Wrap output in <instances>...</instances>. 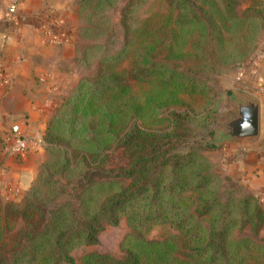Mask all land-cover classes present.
Masks as SVG:
<instances>
[{
    "label": "trees",
    "instance_id": "obj_1",
    "mask_svg": "<svg viewBox=\"0 0 264 264\" xmlns=\"http://www.w3.org/2000/svg\"><path fill=\"white\" fill-rule=\"evenodd\" d=\"M132 1L122 8L125 37ZM77 3L80 16L89 22L94 9L84 0ZM190 10L192 18L202 20L194 8ZM204 13L213 29L235 17L232 8L221 9L215 1ZM82 31L90 37L88 25ZM87 54V46L78 51L79 64H87ZM119 74L101 65L90 78L81 76L48 121L44 138L50 156L29 188L18 201L0 193V264L72 261L69 251L74 245L96 242L104 225L117 224L122 215L130 226L121 241L123 254L93 250L83 255L81 264H264V242L253 238L264 225L259 196H236L231 194L233 187L223 186L202 150L214 144L180 139L175 111L170 117L161 109L159 119L166 123L158 127L128 121L129 113L136 118L141 107L134 96L127 106L120 98L127 85ZM181 83L163 82L162 96L166 88L176 91ZM92 84L95 87L88 94ZM109 87L114 98L102 99ZM109 106L113 108L105 111ZM86 108L92 114L99 110L100 123L107 122L102 139L79 133L78 120H83ZM117 145L128 156V166L118 173L129 176L128 183L110 179L104 168L106 150ZM68 183H73L72 189L79 184L77 192L59 201ZM19 220L22 225L14 230ZM155 223L170 229L160 238L148 237L146 232ZM244 227L251 235H235Z\"/></svg>",
    "mask_w": 264,
    "mask_h": 264
},
{
    "label": "rangeland",
    "instance_id": "obj_2",
    "mask_svg": "<svg viewBox=\"0 0 264 264\" xmlns=\"http://www.w3.org/2000/svg\"><path fill=\"white\" fill-rule=\"evenodd\" d=\"M127 1L84 0L90 9H94V13L89 15V22L83 15L80 16L79 30L82 40L78 50L82 51L87 46L88 52L87 64L84 65L81 76L90 78L101 65L111 71H118L122 84L127 85L120 98L127 101V106L134 96L135 102L141 107L136 118L129 113L127 118L130 122L136 119L139 125L158 127L166 123L159 119L161 109H165V113L170 117L171 112L175 111L178 121L176 132L180 139L198 141L203 145L214 144V147L207 146L202 150L214 170L221 175L223 186L233 187V195L244 194L237 181L229 177L225 168L214 160L219 156L220 143L214 141L213 133L217 124L229 115L236 92L254 95L258 93L256 90L259 87L241 86L235 89V81L245 75V69L250 65L255 50L264 46V0H133L127 18L129 32L125 37L122 8ZM212 1L217 2L221 9L228 5L235 13V17L230 18L226 26L218 23V28L213 29L210 27L213 24L203 18L204 11L211 9ZM184 4L187 6L184 7ZM253 6H256L254 11ZM191 8L196 10L202 20L191 17ZM252 15L255 18H252ZM87 25L90 37L82 31ZM91 41L96 43L90 44ZM169 79L171 83L176 80L182 83L176 91L169 90L171 86L166 88L163 97L162 83ZM93 87L94 84L88 89V94ZM113 90V87L106 89L102 99L114 98ZM122 105L125 104L122 102ZM111 107L113 108H105V111ZM84 112L83 120H78L77 128L82 127L79 133L83 132L95 139L105 137L108 125L107 122L100 123L99 110L92 114L86 108ZM46 131L47 125L45 133ZM43 140L45 158L41 163L49 158L51 150L46 147L45 138ZM178 147L181 148L180 145ZM106 152L108 156L104 168L109 170L108 177L128 183L129 176L118 175L120 169L128 166L125 148L117 145L108 148ZM68 187L60 193L59 201L68 198L69 193H76L79 184H74L72 189L73 183H68ZM262 205L264 206V203ZM21 225L22 221L19 220L14 230ZM169 229L167 224L155 223L147 230L146 235L160 238ZM129 230L126 216L122 215L117 224L104 225L96 242L81 241L74 245L69 251L72 261L64 260L58 264H81L83 255L93 250L122 255L124 251L121 241ZM234 232L235 235H251L249 227ZM253 238L264 242V225ZM14 264L27 263L22 260Z\"/></svg>",
    "mask_w": 264,
    "mask_h": 264
},
{
    "label": "crops",
    "instance_id": "obj_3",
    "mask_svg": "<svg viewBox=\"0 0 264 264\" xmlns=\"http://www.w3.org/2000/svg\"><path fill=\"white\" fill-rule=\"evenodd\" d=\"M8 0H0V68L9 84L0 101V193L19 199L35 178L45 158L46 125L82 74L78 48L81 17L77 0H22L13 17L7 14ZM241 86L264 87V46L255 50ZM237 82H240L238 84ZM258 91V88L257 90ZM260 100V132L255 139L221 142L214 160L225 168L245 193L264 203V98ZM30 134L35 144L19 156L4 154L2 147L13 142L10 125Z\"/></svg>",
    "mask_w": 264,
    "mask_h": 264
},
{
    "label": "water",
    "instance_id": "obj_4",
    "mask_svg": "<svg viewBox=\"0 0 264 264\" xmlns=\"http://www.w3.org/2000/svg\"><path fill=\"white\" fill-rule=\"evenodd\" d=\"M231 111L214 129L216 143L255 139L260 132V100L248 92H236Z\"/></svg>",
    "mask_w": 264,
    "mask_h": 264
},
{
    "label": "built area",
    "instance_id": "obj_5",
    "mask_svg": "<svg viewBox=\"0 0 264 264\" xmlns=\"http://www.w3.org/2000/svg\"><path fill=\"white\" fill-rule=\"evenodd\" d=\"M21 2L22 0H8L6 6L7 14L13 17L14 13L18 9V6ZM8 84H9V78L0 68V101L3 96V92L5 88L8 86ZM258 91L261 93V95L264 98V87H259ZM10 131L14 133L15 138L13 142H6L3 145L2 150L4 154L17 157L22 153L28 151L32 147V145L35 144L34 137L30 134L21 133L18 124L15 123L10 125Z\"/></svg>",
    "mask_w": 264,
    "mask_h": 264
}]
</instances>
